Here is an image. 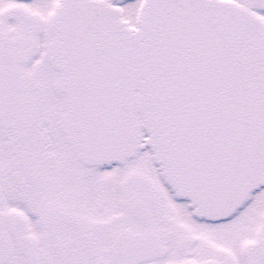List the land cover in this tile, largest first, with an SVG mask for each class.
<instances>
[{
	"label": "snow or ice",
	"instance_id": "6c2138e0",
	"mask_svg": "<svg viewBox=\"0 0 264 264\" xmlns=\"http://www.w3.org/2000/svg\"><path fill=\"white\" fill-rule=\"evenodd\" d=\"M0 264H264V0H0Z\"/></svg>",
	"mask_w": 264,
	"mask_h": 264
}]
</instances>
